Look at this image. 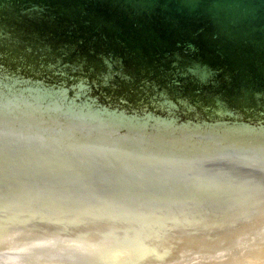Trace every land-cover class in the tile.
<instances>
[{
  "label": "water",
  "instance_id": "95a60500",
  "mask_svg": "<svg viewBox=\"0 0 264 264\" xmlns=\"http://www.w3.org/2000/svg\"><path fill=\"white\" fill-rule=\"evenodd\" d=\"M0 264H264V0H0Z\"/></svg>",
  "mask_w": 264,
  "mask_h": 264
}]
</instances>
